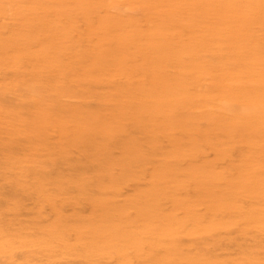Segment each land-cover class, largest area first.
<instances>
[{
  "label": "rangeland",
  "instance_id": "obj_1",
  "mask_svg": "<svg viewBox=\"0 0 264 264\" xmlns=\"http://www.w3.org/2000/svg\"><path fill=\"white\" fill-rule=\"evenodd\" d=\"M256 3L0 0V264H264Z\"/></svg>",
  "mask_w": 264,
  "mask_h": 264
},
{
  "label": "bare ground",
  "instance_id": "obj_2",
  "mask_svg": "<svg viewBox=\"0 0 264 264\" xmlns=\"http://www.w3.org/2000/svg\"><path fill=\"white\" fill-rule=\"evenodd\" d=\"M257 1V3H256V6H255V9H251V10H254V11H256V13L257 14H260V13H264V8H263V6L262 7H260V1L259 0H254V2H256ZM143 4H144V2H142ZM146 5V7L148 6H152L153 4H151V2H148V3H146L145 4ZM78 7H79V5H78ZM262 9V10H261ZM148 11V10H147ZM255 13V14H256ZM247 16L249 15L248 13H245ZM246 15H241V16H246ZM250 16V15H249ZM253 16V18H254V15H252ZM256 16V18H259L260 17V15H255ZM114 20H112V22H113ZM117 21V20H116ZM40 23L41 22H38V24L40 25ZM101 24V23H100ZM102 25H106V24H102ZM228 27H232V28H235L234 26H228ZM217 30H218V32L220 33L221 32V34H223V31L224 30H222V29H218L217 28ZM238 30V29H237ZM49 31V30H48ZM51 31V30H50ZM75 31V30H74ZM231 32H235L234 30H228V32L227 33H231ZM152 33H153V35L154 36H159V34H160V31H158L157 29L156 30H153L152 31ZM240 34V36L244 39V38H246V39H249L248 38V36H249V32L248 31H246L245 33H242V32H240L239 33ZM226 37L228 38V36H227V34H226ZM250 42H252V41H250ZM120 43H122L121 45H120ZM125 43H128V41H125V42H119V43H116V44H119L120 46H125L126 44ZM142 44L144 45L143 47H145V48H141V49H139V50H137L135 53L137 54V56L143 61V65H142V68H144L146 71H148V72H150L153 76H154V74L152 73V71H151V69H149L150 67H151V63L150 62H152V60L150 59V57H152L153 58V56H155V54H156V48L158 47V44L157 43H155L154 41H150V40H147V41H144V42H142ZM255 44H257V43H255ZM258 45V44H257ZM117 46V45H116ZM120 46H118V47H120ZM95 47V46H94ZM93 47V48H94ZM117 48V47H116ZM253 48V50H254V48L255 47H252ZM93 52V51H92ZM91 52V53H92ZM87 56H90V53L87 55ZM85 57H86V55H85ZM98 58H99V56H98ZM110 60H117V57L116 56H112L111 58H110ZM253 60L255 61V60H258L257 58H253ZM252 62V58L250 59V63ZM114 63V62H113ZM156 63H157V66L159 67V69H161V67L163 66L160 62H159V60L157 59L156 60ZM76 68V67H75ZM162 70V69H161ZM144 75H145V73H144ZM73 77V76H72ZM251 80H253V78H251ZM172 95H173V93H172ZM185 96V95H184ZM258 98L260 99V96H258ZM260 102V101H259ZM31 104V103H30ZM260 104H263V103H261L260 102ZM67 105V104H66ZM261 128H263L264 129V127H261ZM87 136H89V135H87ZM80 140V144L78 145V150H80V152H78L79 154H82L83 156L84 155H88V157H86V159H85V161L84 162H87L88 163V161H90L91 160V153H89V151L92 149V147L94 146V139L92 140V139H90V138H88V137H86V138H79ZM14 143H16V142H14ZM13 144V143H12ZM89 147V151L86 149V148H88ZM90 152H92V151H90ZM94 152V151H93ZM92 152V153H93ZM78 162V161H77ZM86 163V164H87Z\"/></svg>",
  "mask_w": 264,
  "mask_h": 264
}]
</instances>
